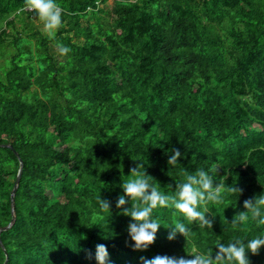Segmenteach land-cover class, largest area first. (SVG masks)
<instances>
[{"label":"trees","instance_id":"16d2710c","mask_svg":"<svg viewBox=\"0 0 264 264\" xmlns=\"http://www.w3.org/2000/svg\"><path fill=\"white\" fill-rule=\"evenodd\" d=\"M55 2L62 26L50 38L25 0H0V264H98V244L107 264L191 259L264 232L251 218L231 225L264 195V0ZM141 163L167 195L198 168L243 191L208 205L212 229L155 209V243L134 250L116 203ZM176 222L192 228L187 240H168ZM247 255L264 264V247Z\"/></svg>","mask_w":264,"mask_h":264},{"label":"clouds","instance_id":"9594fccd","mask_svg":"<svg viewBox=\"0 0 264 264\" xmlns=\"http://www.w3.org/2000/svg\"><path fill=\"white\" fill-rule=\"evenodd\" d=\"M25 7L37 14V18L43 22V28L50 38H54L55 32L62 26V11L55 0H25ZM61 55H66L70 48L58 45ZM179 149H173L169 156L168 164L176 167L181 157ZM129 179L121 185L124 195L117 199L116 207L123 209L122 214L131 217L128 226L129 235L134 241V250H147L155 243L161 224L153 218V212L157 208L175 209L188 221L189 224H198L199 229H212L213 219H209L208 205H222L225 202V193L242 194V189L235 185L226 186L224 181L219 183L213 180L203 168H198L194 173H185L184 181L177 183L174 195L162 193L153 183V177L144 170L143 164H137L130 169ZM227 179V177H225ZM131 201V207L125 205ZM100 207L105 212L110 211L111 201L100 199ZM246 211L239 212L231 222L232 229H239L246 225L250 218L259 226H264V195L249 198L243 203ZM169 241H174L177 234L186 238L192 235V228L183 222H176L170 227ZM264 247V232L245 242L240 238H233L227 245L217 241L218 251L195 252L190 254L193 258L157 255L152 259L141 257L142 264H250L247 253L259 255ZM91 259V255H89ZM95 259L98 264H107L109 253L104 244L96 246Z\"/></svg>","mask_w":264,"mask_h":264},{"label":"rangeland","instance_id":"374dc122","mask_svg":"<svg viewBox=\"0 0 264 264\" xmlns=\"http://www.w3.org/2000/svg\"><path fill=\"white\" fill-rule=\"evenodd\" d=\"M114 2H115V0H108V2L104 5V8L107 9V10H111L113 5H114ZM101 6L103 7V5H101ZM34 20H35L34 22H35L36 26H38V28L40 30H42L44 33H46L44 31V28H43V22L40 21L38 18H36Z\"/></svg>","mask_w":264,"mask_h":264},{"label":"water","instance_id":"95a60500","mask_svg":"<svg viewBox=\"0 0 264 264\" xmlns=\"http://www.w3.org/2000/svg\"><path fill=\"white\" fill-rule=\"evenodd\" d=\"M8 147H10L11 149H13V147L12 146H8ZM14 150V149H13ZM22 173H23V169L21 168L20 169V171H19V173H18V177H17V179H16V184H15V188H14V190H13V192H12V204L14 205V197H15V193H16V191H17V188H18V185H19V182H20V179H21V176H22ZM11 226V225H10ZM9 226V227H10ZM8 227V228H9ZM7 228V229H8Z\"/></svg>","mask_w":264,"mask_h":264}]
</instances>
